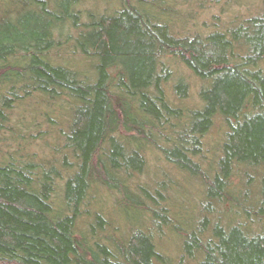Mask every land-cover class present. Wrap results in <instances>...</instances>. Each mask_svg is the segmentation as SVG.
Segmentation results:
<instances>
[{
	"label": "trees",
	"instance_id": "16d2710c",
	"mask_svg": "<svg viewBox=\"0 0 264 264\" xmlns=\"http://www.w3.org/2000/svg\"><path fill=\"white\" fill-rule=\"evenodd\" d=\"M0 264H264V0H0Z\"/></svg>",
	"mask_w": 264,
	"mask_h": 264
},
{
	"label": "rangeland",
	"instance_id": "374dc122",
	"mask_svg": "<svg viewBox=\"0 0 264 264\" xmlns=\"http://www.w3.org/2000/svg\"><path fill=\"white\" fill-rule=\"evenodd\" d=\"M99 3H102V0H99ZM186 78H187V80L189 81V84H190L189 94H190V97L192 98V97L195 96V92H196V89H197V83L195 82L194 79H192V77H190L188 75H186Z\"/></svg>",
	"mask_w": 264,
	"mask_h": 264
}]
</instances>
